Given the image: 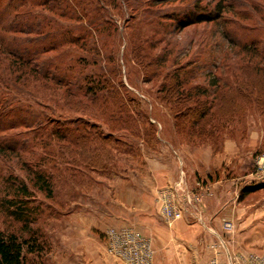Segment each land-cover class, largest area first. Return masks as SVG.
<instances>
[{
	"label": "trees",
	"instance_id": "16d2710c",
	"mask_svg": "<svg viewBox=\"0 0 264 264\" xmlns=\"http://www.w3.org/2000/svg\"><path fill=\"white\" fill-rule=\"evenodd\" d=\"M144 2L0 0V131L15 129L17 125L46 128L67 141V146L59 151L71 155L74 162L80 153L77 146H83L81 153H91V162H102L101 144L107 143L109 135L102 137L97 131L81 130L79 126L60 133L41 107L47 102L60 103L84 116L100 119L110 128L130 129L133 117L127 108L126 85L117 53L108 49L102 37L105 31L113 33L117 39L118 35L125 38L126 66L130 67V61H134L144 81L156 84L157 99L171 111L177 132L186 135L189 142L195 143L197 139L216 144L223 129L235 121L238 113L264 107V5H252L260 14L256 19L257 28L263 32L246 41L228 31L234 50L227 48L218 53L220 58L215 68L221 71L209 72L207 75L214 74V77L211 76L206 85L193 83L190 76L196 62L189 56L193 53L194 41L183 44L178 34L194 24L209 22L212 26H223L230 21L219 19L222 15L214 10L195 13L178 10L173 11L169 19H147V15H163L161 11L143 9ZM217 4L215 7L222 11ZM110 8L125 16L120 33L116 12H111ZM126 12L139 18L126 24ZM226 29L223 27L224 32ZM155 34L158 37L155 38ZM219 43L218 38L206 40L204 37L200 50L207 44L217 48ZM70 45L83 53L74 56ZM239 55H250L251 60L239 65V59H232ZM236 65L245 78L234 71ZM225 70L234 73L231 79L224 76ZM26 145L27 142L13 136L0 140L2 152L18 150L20 154ZM51 177L42 168L35 171V182L47 196H53ZM16 187L15 192L30 194L25 183ZM249 190L246 188L244 194ZM27 206L25 198L14 196L4 201L7 214L21 220L23 227L32 222L26 216ZM46 249V241L35 230L23 236L0 228V264H47L42 258ZM29 254L36 257L30 263Z\"/></svg>",
	"mask_w": 264,
	"mask_h": 264
},
{
	"label": "rangeland",
	"instance_id": "374dc122",
	"mask_svg": "<svg viewBox=\"0 0 264 264\" xmlns=\"http://www.w3.org/2000/svg\"><path fill=\"white\" fill-rule=\"evenodd\" d=\"M144 1L143 9L161 11L162 15H165V17L147 15V19H169L171 13L178 10L183 13L214 10L222 15L219 19L230 21L223 26L220 24L212 26L209 22H202L186 27L178 34L177 38H180L183 44H189V40L194 41L193 53L189 55L196 59L190 74L193 83L207 85L209 78L214 77V74L210 76L207 74L211 71H215V74L221 71L215 68L220 58L218 53L227 48L234 50L227 37L228 31H232L231 34L237 39L246 41H251L263 32L257 28L256 19L260 14L252 5H264V0H177L166 3L158 0ZM215 3L224 11L215 7ZM110 11L116 12L120 33L124 27L125 16L118 14L115 9L110 8ZM138 18L136 14L130 16L129 12H126V24ZM154 27H157V24ZM223 27L227 28L226 32ZM154 36L156 38L158 34ZM102 37L108 49L116 51L118 55L122 80L126 85L127 108L133 117L129 124L130 129L126 131L123 128L119 130L110 128L100 119L84 116L81 112L60 103L47 102L42 105L41 110L46 112L60 133L69 132L79 126L81 130L97 131L102 137L109 135L107 143L103 140L105 142L101 144L103 147L100 155L103 159L101 158L102 162L99 160L100 163L90 161V152L81 153L83 146L76 147L80 153L74 158L76 159L74 162L71 155L59 151V148L67 146V141L50 130L46 131V128L29 129L30 127L17 125L15 129L0 131L2 141L4 137L13 136L23 143L27 142L20 154L18 150L6 152L0 150V228L13 230L23 236H28L30 231L35 230L47 243V249L42 255L47 264H64L63 259L69 250L72 260L81 264L80 259L83 256H90L95 249L104 251V231L113 226L126 225V170H128L126 160L137 165L135 161L143 160L145 156L143 153H146L150 160H155L154 153L157 152L160 143L167 142L174 149L183 145L210 147L213 170L208 178L211 177L213 180L223 176L225 179H236L234 185L241 207L258 211L256 215L246 217L251 219L246 231L252 235L258 232L264 241V172L256 166L259 156L264 152V107L249 108L243 113H238L235 121L223 129L216 144L202 143L197 139L195 143L189 142L186 135L177 132L171 111L157 99L156 84L144 81L143 73L136 67L134 61H130V67L126 66L125 38L118 35V40L108 31L103 32ZM204 37L206 40L218 38L220 45L215 48L207 44L200 50ZM69 50L74 56L83 53L74 45H70ZM232 59H239V65H246V61L251 60V57L239 55L233 56ZM239 65L234 66V71L242 74ZM76 67H79L78 64ZM226 71L224 76L231 79L234 73ZM242 77L245 78L244 73ZM93 124L95 126H92ZM97 143L100 144L99 141ZM105 159L108 161L104 162ZM39 168L52 176L53 196H47L46 192L38 188L35 171ZM180 169L181 167L179 172ZM197 178L194 188L188 183L196 192L200 190L198 182L205 185L207 183L211 194L217 191L213 181L208 178L203 181L199 175ZM13 180L16 181L15 185ZM176 180L160 189V200L164 193L172 189ZM19 183L27 185L29 195L25 196L17 190L15 192ZM246 188L251 190L244 194ZM14 196L27 199L26 216L32 220L27 227H23L21 220L8 215L4 209L6 198ZM133 219L137 221V217ZM134 223L130 225L138 227L137 223ZM35 258V255L29 254V263ZM74 262L72 264H75Z\"/></svg>",
	"mask_w": 264,
	"mask_h": 264
},
{
	"label": "crops",
	"instance_id": "0c3cea01",
	"mask_svg": "<svg viewBox=\"0 0 264 264\" xmlns=\"http://www.w3.org/2000/svg\"><path fill=\"white\" fill-rule=\"evenodd\" d=\"M177 149L167 142L160 143L154 153L155 160H150L146 153H143V160L135 161L137 165L126 160V226H133L130 223L135 222L138 227H134L151 237L155 249L154 264H209L213 257L226 260L229 253L237 256L264 255V241L258 232L252 235L246 231L248 222H251L246 217H252L258 211L241 207L234 185L236 179L223 176L213 180L208 178L213 170L210 147L183 145ZM180 161L193 188L199 175L203 181L206 178L213 181L217 191L204 195L201 218L192 213L196 212L195 209H191V213L186 212L181 219L168 223L160 212L162 201L159 191L178 178ZM227 221L233 223L231 231L225 229ZM69 251L63 259L64 264L74 262ZM80 260L81 264H121L108 254L106 242L104 251L95 249L90 256H83Z\"/></svg>",
	"mask_w": 264,
	"mask_h": 264
},
{
	"label": "built area",
	"instance_id": "2783aa9c",
	"mask_svg": "<svg viewBox=\"0 0 264 264\" xmlns=\"http://www.w3.org/2000/svg\"><path fill=\"white\" fill-rule=\"evenodd\" d=\"M183 162L180 161V172L171 190L164 193L161 198L160 212L165 220L173 222L181 219L186 212L195 209L198 218H201L200 207L205 194H211L209 185L199 184L197 192L188 185L185 172L182 169ZM257 169L264 172V152L257 160ZM191 213V212H190ZM225 229L231 231L233 223L227 221ZM106 250L109 255L118 259L121 264H154L155 249L151 237L144 234L134 226L110 227L104 231ZM264 264V255L250 254L248 256H237L228 254L226 260L217 257L210 259L209 264Z\"/></svg>",
	"mask_w": 264,
	"mask_h": 264
}]
</instances>
